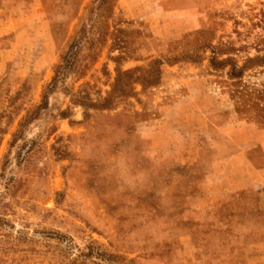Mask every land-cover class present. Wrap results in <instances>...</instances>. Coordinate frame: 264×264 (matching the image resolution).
Segmentation results:
<instances>
[{
    "label": "rangeland",
    "instance_id": "374dc122",
    "mask_svg": "<svg viewBox=\"0 0 264 264\" xmlns=\"http://www.w3.org/2000/svg\"><path fill=\"white\" fill-rule=\"evenodd\" d=\"M96 2L0 0V264H264V128L236 111L208 51L107 109L69 95L103 97L115 65L192 49L198 29L253 55L264 0H108L101 16ZM82 24L98 38L76 56L84 75L49 89Z\"/></svg>",
    "mask_w": 264,
    "mask_h": 264
},
{
    "label": "trees",
    "instance_id": "16d2710c",
    "mask_svg": "<svg viewBox=\"0 0 264 264\" xmlns=\"http://www.w3.org/2000/svg\"><path fill=\"white\" fill-rule=\"evenodd\" d=\"M90 10H95L101 16V13L104 12L110 14L112 6L108 5V0H100ZM85 28L84 24L80 25L74 31L68 43L61 48L58 61L53 66V74L48 84L49 89L69 72L79 77L84 75L85 67L76 63V56L84 42L94 44V41L98 40V38H89L92 35V24L88 25L87 29ZM84 33L89 36H85ZM102 34L103 36L106 35L104 33ZM206 34H208V31L203 29L187 33L184 39H188L191 45L193 44L192 49L185 48L176 55L152 58L144 67L136 66L122 70L115 65L113 81L109 84V89L105 91L103 97L92 99L89 93L78 90L74 93L69 92L71 97L70 102L80 106L84 111L89 108H110L119 98L127 97L134 93L132 88L133 83H138L141 90L158 85L160 80V67L163 63L182 60L197 63L203 59L205 51H208V55L206 56L207 66L210 71L223 72L225 76L224 83L228 88L230 98L234 101L236 111L243 114L247 119L258 121L262 125V128H264V79L251 84L244 80L247 71L258 69L259 71L257 72H264V35L259 34L256 36L255 46L253 47L255 54L248 55L245 45L234 48L231 42L224 43L217 41L215 44H211L212 38L206 39ZM111 45L113 44L111 43ZM237 52H245V54L237 59L234 56ZM122 57V52H119L110 59L116 63V60ZM94 59L95 57L91 58V60ZM42 99V103L36 106L35 109H40L45 104L44 95H42ZM33 111L30 113L31 115ZM67 111L60 110L58 115L61 118H65L68 113ZM26 118L28 119L27 115L23 120Z\"/></svg>",
    "mask_w": 264,
    "mask_h": 264
},
{
    "label": "crops",
    "instance_id": "0c3cea01",
    "mask_svg": "<svg viewBox=\"0 0 264 264\" xmlns=\"http://www.w3.org/2000/svg\"><path fill=\"white\" fill-rule=\"evenodd\" d=\"M6 2L8 1V0H5ZM263 133H264V131H262ZM235 147H239V146H236L235 145ZM242 149H240V150H237L236 152H238L237 154L238 155H230L229 156V159H232V158H234V157H236V156H238V157H242L243 156V153H244V150H242ZM240 151V152H239ZM258 172H259V170H258ZM247 184H248V182H247ZM244 185H246V184H238L236 187H238V188H240V187H244Z\"/></svg>",
    "mask_w": 264,
    "mask_h": 264
}]
</instances>
